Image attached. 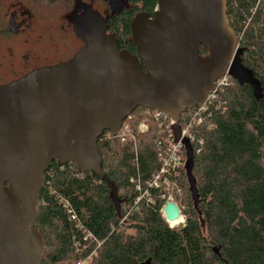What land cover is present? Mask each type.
Here are the masks:
<instances>
[{
  "label": "trees",
  "instance_id": "obj_1",
  "mask_svg": "<svg viewBox=\"0 0 264 264\" xmlns=\"http://www.w3.org/2000/svg\"><path fill=\"white\" fill-rule=\"evenodd\" d=\"M225 3L239 60L261 92L255 98L249 85L231 78L191 131L197 202L184 150L177 175L169 177L184 223L170 228L162 215L165 201L148 188L161 168L158 154L167 137L154 110L138 107L124 121L130 128L124 142L107 138L108 132L97 140L100 171L116 189L118 208L109 187L91 172L54 160L44 173L33 223L45 244L41 264H264V0ZM126 4L112 18L109 34L120 50L135 54L130 23L139 13L153 15L157 0ZM199 54L206 56L202 49ZM195 109L183 112L181 126ZM146 119L148 131L139 134ZM147 190L150 197L136 202Z\"/></svg>",
  "mask_w": 264,
  "mask_h": 264
},
{
  "label": "water",
  "instance_id": "obj_2",
  "mask_svg": "<svg viewBox=\"0 0 264 264\" xmlns=\"http://www.w3.org/2000/svg\"><path fill=\"white\" fill-rule=\"evenodd\" d=\"M124 6L113 0L112 15ZM225 9V0H157L153 15L139 13L130 23L135 54L120 50L106 33L108 19L85 13L76 25L84 47L72 60L0 86V264H41L45 244L33 223L43 176L54 160L95 174L118 208L116 189L100 171L97 140L104 132L118 133L138 107L178 123L225 75L260 97L259 82L239 60ZM173 133L180 141L177 124ZM181 142L196 203L193 151L188 140ZM179 217L178 206L167 202L165 222Z\"/></svg>",
  "mask_w": 264,
  "mask_h": 264
},
{
  "label": "flooded vegetation",
  "instance_id": "obj_3",
  "mask_svg": "<svg viewBox=\"0 0 264 264\" xmlns=\"http://www.w3.org/2000/svg\"><path fill=\"white\" fill-rule=\"evenodd\" d=\"M111 4L113 0H0V86L72 60L84 47L76 25L85 13L108 19L109 34L112 18L121 13L112 15Z\"/></svg>",
  "mask_w": 264,
  "mask_h": 264
},
{
  "label": "built area",
  "instance_id": "obj_4",
  "mask_svg": "<svg viewBox=\"0 0 264 264\" xmlns=\"http://www.w3.org/2000/svg\"><path fill=\"white\" fill-rule=\"evenodd\" d=\"M230 79L231 78L227 75L217 79L214 83V87L212 91L208 93L204 103L196 107L193 115L191 114L189 115L190 118H188V120L185 121L183 126H181V122H182L181 116L183 115V113L180 115L178 123H176L168 115L161 113L159 111H153L154 119L162 121L160 124V128L164 129L165 135L167 137L166 140L164 141L165 147L164 148L162 147L163 149H160V152L158 154L161 163V168L158 171L157 175L148 185V188L154 190L158 194L160 199L165 201L166 196L171 195L177 189L175 184H172L169 181V177L171 176L175 177L177 175L178 168L182 165L180 153L182 150L185 151V147L182 144L181 140L186 139L191 145V143L194 141V136L192 135L191 131L193 130L194 127L199 126L203 122V114L207 112L210 102L215 98L214 97L215 91L220 88L228 87L230 85ZM129 118L130 116L127 119ZM148 124L149 121L147 119L143 120L137 128V132L139 134L146 133L148 131ZM176 124L180 128V141L178 142L175 141L174 133H173V126ZM129 134H130V128L127 124H124L123 122L121 129L118 131V133L113 134L111 132H108L106 136L107 138H109L111 135L119 136L121 141L124 142L125 136ZM136 189L138 191H141L139 185H137ZM149 194H150L149 190L145 191L143 195H141L140 198L137 199L136 202L140 201V199L144 195L147 196V198H149L150 197ZM169 202H171V200ZM162 215H163V209H162ZM179 219H180V223L183 224L184 221L182 220L181 215ZM87 238H89V236H87L85 239Z\"/></svg>",
  "mask_w": 264,
  "mask_h": 264
},
{
  "label": "rangeland",
  "instance_id": "obj_5",
  "mask_svg": "<svg viewBox=\"0 0 264 264\" xmlns=\"http://www.w3.org/2000/svg\"><path fill=\"white\" fill-rule=\"evenodd\" d=\"M213 100H214V99H213ZM175 196H176V193H175V194L173 193V194H171V195H167L164 204L167 203V202H169L170 200H171V202L177 204L176 201H175ZM177 206H178V205H177ZM179 208H180V207H179ZM181 218H182L183 221H185V218H184L182 215H181ZM181 224H182V223H180L179 225H181ZM167 225H168V224H167ZM179 225H178V226H179ZM168 226H169V225H168Z\"/></svg>",
  "mask_w": 264,
  "mask_h": 264
},
{
  "label": "bare ground",
  "instance_id": "obj_6",
  "mask_svg": "<svg viewBox=\"0 0 264 264\" xmlns=\"http://www.w3.org/2000/svg\"><path fill=\"white\" fill-rule=\"evenodd\" d=\"M179 223H180V219L177 220V221L170 222L169 225H170L171 227H175V226L178 225ZM39 245H40V247H41V242H40Z\"/></svg>",
  "mask_w": 264,
  "mask_h": 264
}]
</instances>
